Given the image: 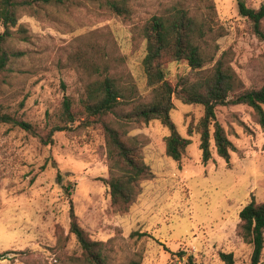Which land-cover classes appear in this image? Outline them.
<instances>
[{
    "label": "rangeland",
    "instance_id": "1",
    "mask_svg": "<svg viewBox=\"0 0 264 264\" xmlns=\"http://www.w3.org/2000/svg\"><path fill=\"white\" fill-rule=\"evenodd\" d=\"M126 1L128 16L83 0L21 9L3 45L8 60L0 71V114L30 123L43 136L57 122L64 97L78 103L85 86L107 74L127 77L138 100L149 101L141 28L175 7L201 17L206 0ZM211 2L215 31L201 43L203 69L210 71L221 60L239 92L260 88L264 41L238 7L258 9L264 0ZM3 30L0 21V34ZM189 71L185 62H172L165 79L175 85ZM173 103L170 116L187 137L188 124L197 123L203 109L174 98ZM215 112L233 143L229 162L212 150L204 165L198 134L188 137L181 161H173L165 154L169 132L159 121L127 127V136L138 137L151 175L139 182V195L125 212L112 206L102 181L109 169L99 128L56 132L52 143L43 145L31 133L0 124V253H7L0 264H86L69 232L70 202L89 238L104 243L107 264H186L189 258L224 264L220 253H231L234 264H250L252 247L237 234L238 213L251 199L264 201V127L245 105Z\"/></svg>",
    "mask_w": 264,
    "mask_h": 264
},
{
    "label": "trees",
    "instance_id": "2",
    "mask_svg": "<svg viewBox=\"0 0 264 264\" xmlns=\"http://www.w3.org/2000/svg\"><path fill=\"white\" fill-rule=\"evenodd\" d=\"M101 2L117 16H128L130 7L126 0H83ZM205 13L200 17L188 9L173 8L166 15H154L141 28L140 34L145 41V56L142 68L146 84L151 89L148 100H138L134 85L127 77L107 74L85 86L84 93L73 103L64 97L57 122L45 135H38L33 126L26 122L0 114V124H11L37 136L43 145L53 141L56 132L87 130L97 127L104 136L108 158L107 185L112 206L121 212L127 211L139 195V182L151 175L148 166L140 155L137 136H127V127L132 124H147L157 120L168 130L165 137V154L179 162L191 137L199 135L201 162L205 165L212 158V150L226 162L230 160L233 143L224 128L216 119V108L245 105L252 109L261 127H264V84L258 89L239 92L238 82L233 73L224 68L221 60L214 63L210 71L203 69L205 57L201 48L207 37L214 33V5L211 0L204 1ZM71 0H0V21L3 32L0 34V71L8 60L3 48L19 20V11L42 6L66 7ZM239 13L252 24L257 38L264 41V3L258 9L239 4ZM183 61L190 68L189 73L180 76L175 85L165 79V70L172 62ZM173 98L184 105H199L202 116L197 123L190 122L183 137L176 128L170 113L174 109ZM76 127H71L74 123ZM237 234L244 243L252 247L250 264H260L264 252V201L256 203L251 199L238 213ZM69 232L74 236L81 251L80 259L86 264H107L104 243L92 241L80 227L73 205L69 207ZM0 253V261L6 256ZM224 264H234L231 253H220ZM186 264L196 263L191 258Z\"/></svg>",
    "mask_w": 264,
    "mask_h": 264
}]
</instances>
